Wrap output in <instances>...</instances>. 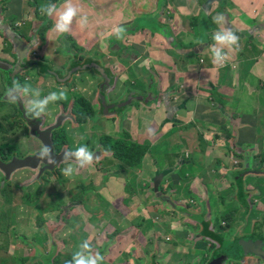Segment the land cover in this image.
I'll list each match as a JSON object with an SVG mask.
<instances>
[{
	"label": "rangeland",
	"instance_id": "rangeland-1",
	"mask_svg": "<svg viewBox=\"0 0 264 264\" xmlns=\"http://www.w3.org/2000/svg\"><path fill=\"white\" fill-rule=\"evenodd\" d=\"M94 1L99 4L102 3L98 0ZM133 1L136 2L138 0ZM148 1L151 2L152 0L138 1L145 11L143 7L137 6L136 3L131 4L128 11L135 13L138 10V12L142 13L140 17L143 15L148 17L146 12L147 5L145 4ZM215 1L219 2V0ZM227 1L235 6L231 0ZM241 1L238 0L239 9L246 11L245 8L240 6ZM244 2L246 5L249 4L248 0H244ZM233 8L237 10V7ZM112 10L115 11L114 6ZM257 12L259 13L258 10ZM258 15L254 17L255 21ZM235 16L236 14L233 15V17ZM253 24L254 22L252 21L247 28L239 29L240 31H247ZM103 27L104 24L101 23L97 35L91 40L81 43L77 37L74 38L65 34L66 40L62 48L65 53L70 50L80 53V49H85L96 61L95 66L97 68L110 69L108 74L97 71L95 76L98 80L94 77V74L89 75L85 82L95 83L97 80L95 87L97 88L98 84V88L104 86L103 88H106L109 94L112 92L113 94L119 93L120 89L116 86L117 84H121V86L126 88L121 89L117 115L114 113L112 114L113 117H110V115L106 116L108 114L106 111L105 113L101 111L102 114L101 112L99 114L96 113L97 117H95L93 115L94 112H91L88 118L90 120L86 124V121L81 123L79 126V133L81 134L78 140L74 139L70 143L72 145L67 146V150H74L77 147L75 143L88 140L90 150L94 153L96 152L97 155L95 159L98 163L96 168L102 162L105 168L108 165H114L113 169H108L112 173L107 176L119 177L123 174L128 178V184H125L127 185L125 186L121 181H118L119 183L116 184L117 188H114L115 195L112 197L113 204L111 205L103 199V188H99V191L95 189L88 193L81 191V185H87L93 180L95 181L96 175L93 174L92 180L88 181L87 184L85 178L81 175V183L79 184L80 181L75 179L76 175L71 177L61 175L60 163L57 164L55 169L51 170L52 173H47L46 176L40 174L38 169L31 168L20 169L8 177L4 176L1 178L3 180L0 179V264H65L66 261L71 259L73 252L77 250L78 245L84 240L90 242L93 253L98 251L104 257L103 264H203L202 260L205 257H208L206 261V264H208L215 254L214 251L209 252V254L206 253L210 242H213V245L210 246L213 250L222 249V244L225 243L228 249L235 251L238 249L237 244L239 242L236 238L239 239V236L242 241H255L264 246V237H260L264 234V196L262 195L264 194V180H262L264 178V162L260 158L257 162V170L254 169L255 173L251 178L253 187L247 188L249 191L248 199L250 198L253 207L251 210L249 209L250 211L242 214L237 212L235 214L248 226L250 232H253L250 233L251 235L246 232L245 234L240 229L235 234L236 230H229L233 220H228V217L223 212L221 217L226 221L214 213V207L216 208L218 204L216 202L213 204L212 198H215L220 203H228L232 190L234 191V189H230L231 182L235 184L234 180L240 177L239 175L242 174L240 171L243 172L245 168L236 169L237 171L233 175L228 174L227 179L222 181L221 179L225 177L220 178V175H222L224 169L218 170L219 165H221V159L213 162L212 165H205L207 162H204V165L195 162L191 164L185 159L192 153L190 144L186 145L183 150L176 151L177 153L174 150L169 152L167 157L162 152L160 153L158 147L163 145L165 141L163 139L159 141L161 136L159 131L165 130L164 133H168L169 131L177 130L179 120H188L183 123L188 124L190 131L195 132L200 128L201 131L207 128L210 131L213 130V123H216L220 118L221 111L227 110L231 114L232 102L239 103V105L242 103L245 106L259 105L257 104L258 99L256 96L259 91L247 99V104L244 100L240 101L245 85L243 82L239 84L240 76H236V74L243 73L240 71L239 62L237 60L234 61L237 58L236 48L232 51L225 49L228 59L223 64L217 65L212 62L209 51L210 46L214 43L212 37L215 33L212 30L209 33L210 38L207 42H202L199 33L195 32H183L182 35L184 36L170 33L160 43L162 49L168 53L167 57L169 59L160 60L157 57L153 58L154 68L151 73L154 75V79L152 80L142 74L141 70H145L143 62L133 60L132 53L128 63H122V60H118L121 57L122 49L126 45L130 46L131 44V39H128L131 36L130 33L123 34L119 45L117 42L101 38L102 33L100 34V32ZM226 27L224 25L220 30L222 31ZM163 28L165 29L164 26ZM147 30H152L153 34L157 33V27ZM237 35L239 37L242 36V34ZM243 39L240 38L239 41L244 44ZM127 40L130 41V44H128L129 41L127 43ZM152 44H154V37L143 43L144 49ZM243 44L242 48L244 51L245 45ZM2 47L3 52H6L8 46L2 43ZM105 49L106 51L104 52L103 50ZM135 49L133 45L131 51L136 53ZM157 49L159 48L156 47L155 50ZM108 53L113 56L108 55ZM103 54H105L104 57ZM143 54L148 55L146 53ZM145 55L142 56L146 57ZM103 60L107 62L105 65ZM195 61L198 63L204 61L205 65L196 66L194 65ZM150 63H152L151 58ZM123 64L125 68L120 70ZM76 66L77 69L87 67L82 61H78ZM185 70L187 71L186 77L189 79L190 76V80H196L197 75L203 70L205 71L204 73L208 74L205 80L199 82L201 92L207 93L208 96L192 99L194 104L189 102L183 104L181 101L182 94L178 93L183 89L184 78L182 76H184ZM213 70H216V72H213ZM254 70L257 71V67ZM14 73L11 70L8 72L0 69V77H3V79L6 77L10 78V85H12L14 80L16 81L17 74L14 76ZM54 73L56 74L55 71L48 70L46 78L51 79ZM43 74V70L38 72L39 76H43ZM112 74L115 78V85L108 87L109 84L106 78L108 76L111 78ZM180 75L181 81L177 82V77ZM22 76L20 79H22ZM140 77L142 78L141 82L139 81ZM214 78L218 79L215 83L222 87V96L225 99L223 101L209 100L211 97V88L209 86L215 80ZM150 85L154 86L157 93L164 94L165 101L156 100L155 95L150 99L143 96L144 100L148 101H141L140 96L137 97L135 95L139 91L144 92L150 89L154 91V88H151ZM77 90L78 94H75L71 89L67 90V99L51 103L48 106L54 104L57 111H59L62 102L68 100L70 106L67 105L66 109L70 112L74 108L75 97L78 96L75 107L80 117L84 108L83 105H79L78 100L83 97L81 96L83 91L78 88ZM93 90L96 89L94 88ZM125 91L128 93L127 98ZM237 96L238 100H234V98L237 99ZM3 99L6 100L7 98L5 99L3 95ZM25 100L27 101V98ZM4 102L0 100V108ZM157 104H161L165 108L167 107L166 104H168L172 110L157 109ZM23 105L24 103L20 105L19 102L17 105L15 104L14 109L10 110L11 114L21 113ZM154 109L160 110V112L156 113L158 116L153 114ZM249 109L244 107L242 111L246 115L257 117ZM119 111L121 112L119 113ZM8 116L10 115L7 114L4 118H0V157L11 160L10 157L14 154L16 159H24L26 155L37 151V149H27V147L21 148L23 149H20L21 151L13 149V145L15 147L21 146L25 128L20 117H18V121L14 125L13 123L9 124ZM143 116L151 118L152 127L145 129L148 125L144 123ZM107 119H111L112 130L105 129L103 125V121ZM125 122H127L126 128L128 130L124 127ZM167 124L171 125L169 129L166 128ZM18 125L23 129L24 133L20 137H18ZM203 126L207 127L202 128ZM9 128L16 134L19 145L15 142L16 140L1 137L8 132ZM52 128L54 132L57 131L56 126ZM126 132L130 136V140L127 142L129 145L136 142L138 145L147 146L144 161L135 168L126 167L120 162L113 161V152L107 150L101 143L103 139L106 141L104 143H108L110 138L122 140ZM61 133L64 134L65 132L61 130ZM203 133L205 135V131ZM226 133L229 135L228 132ZM216 135V133L208 134L206 137L207 141L216 146L220 144V148L224 150L225 148L232 149L230 154H233V156L237 154L234 151V147L231 146L232 133L228 137H225V132L219 133L220 136L218 137ZM179 137L178 134L173 132L167 138V140L171 141L169 143L171 148L177 146ZM107 138H109L108 141ZM32 139L33 135L28 131L24 139L25 143L28 144ZM10 141L11 144L9 143ZM12 149L13 153H10ZM240 153L243 155L242 152ZM257 155L260 154L258 153ZM167 158L170 160L167 168L163 170L157 169L156 175H154L153 171L151 176L150 171L153 166L156 167L155 159L165 160ZM235 159L230 163H225L231 165L232 171H234L238 163L243 162L241 156L236 155ZM109 160L111 161L109 162ZM67 164L68 162L62 165L65 168ZM213 170L216 172H213ZM177 171L179 173L183 171L184 177H182V180H185L180 188L172 179ZM205 171H209L215 178L200 179L205 174ZM157 175L159 177H156ZM164 175L165 177L167 176L165 180L163 178ZM103 176L105 174L100 177L105 178ZM180 176L182 175L180 174ZM54 177V181L57 184L49 181ZM110 180L116 181L113 178H110ZM217 181L218 183H216ZM246 185L245 181L244 183L242 182V190L247 191ZM191 186L193 189H190ZM206 186H208V191H211L208 196ZM257 193L262 195L261 200L256 198ZM155 194L156 198L154 199ZM81 198L83 199L82 202L80 201ZM68 205L72 206L68 208ZM157 206L159 207L158 210H156ZM152 207L155 208L153 209ZM226 209L228 210V208ZM210 211L212 214H210ZM146 222L149 224L150 229L143 228L144 225H147ZM213 228L216 229L213 230L215 233L214 238L210 235ZM228 231L232 233L228 234ZM241 250L243 251V248ZM240 255H243V253ZM246 258L247 256L245 260L243 259L244 261L242 260L243 262L238 263L237 257L234 255L225 264H264V259L259 256Z\"/></svg>",
	"mask_w": 264,
	"mask_h": 264
},
{
	"label": "crops",
	"instance_id": "crops-1",
	"mask_svg": "<svg viewBox=\"0 0 264 264\" xmlns=\"http://www.w3.org/2000/svg\"><path fill=\"white\" fill-rule=\"evenodd\" d=\"M102 3H96L94 0H74V3L80 8L81 14L86 15L88 17V24L84 28H80L78 24L74 21L72 25L71 31L66 34L68 36L77 37L78 41L81 43L83 41L91 40V38L95 37L99 31V26H101V23L104 24V27L102 28L100 34L102 33L101 38L105 40H111L114 42L121 44L122 38L117 39L116 36L113 34V29L115 27H123L125 29L124 33H130L131 36H129L128 39H131L130 41L127 40V43L130 44V46H127L122 49L121 51V57L118 60H122V63H128L129 58L131 57L135 61H139L140 57L142 55H145L143 53H146L148 55H145L146 57L151 58V64L152 68L144 67L145 70H141L142 74L146 75L148 79H154V75L151 73L152 69L154 68L153 58L157 57L161 59H166L167 52L162 49V46L160 45L161 41L167 38V36L171 33L174 35L179 34L182 35L183 32H195L199 33V37L202 42H207L210 38V31L212 30L213 33H216L217 31H221L220 28L224 27L226 25V28H230L232 31H234L236 34H242L239 38H244L243 42L239 41V47L236 48V56L237 58L234 61H238V65L240 68V71H242V74H239L236 76H240V80L238 81L239 84L242 82L245 85V90L242 95V98L240 101H245L247 104V99L250 98L251 95H253L255 92H258V95L256 93L258 103L259 105H252V106H245L242 103L239 105V103L232 102V111L231 114L227 110L220 112V118L216 123H213V130L202 129L201 128L198 131H190L188 129V124H184L188 120H179V125L177 130L175 129L174 134H178L179 140L178 144L175 148H171L169 146L170 140H167L168 137L171 136L173 132L169 131L168 133H164V131H159L161 136L159 138L160 140H165L163 145H159L160 153L162 152L163 155L167 157V154L169 152H172L174 150L175 153L178 150H183L186 145L190 144V148L192 150L191 155H188V158H185L187 161H189L191 164L199 163L200 165H204V162H207L205 165L209 164L212 165L215 161H221V165H219V169H224L222 175H220V178L225 177L221 179L222 181H225L228 177V174L233 175L236 169L242 168L244 169L243 172L240 171V174L238 178L234 180L235 184L231 182V188L232 193L230 195L228 203H220L215 198H212L213 204L216 202L218 206L214 207V213L221 217L222 212L225 214V216L228 217V220H233V223L230 224L229 230L233 231L236 230L234 233L236 234L240 229L245 233H252L250 232L248 226L245 225V223L236 216L235 214L237 212L243 213L246 211H250L252 206V203L250 201L249 197V191L247 188H252L253 183L251 182V178L253 177L256 167H258L257 162L259 161V158L261 161L264 162V0H248L249 4L246 5L244 0L241 1L240 6L245 8L246 11L240 10L238 6V0H231L235 6L227 1V0H152L151 2L148 1V3H145L147 5V15L148 17H140L142 14L141 12H138V10L135 11V13H132L131 11H128V8L131 4L136 3L137 6L143 7L140 2L143 0L133 1V0H98ZM260 4H259V3ZM47 3H54L58 6L63 3V0H0V69L6 66H13L16 62L19 60V52L16 50L15 46L13 45L10 36H15L19 38L22 43L23 47H26L28 45V42L31 39H36L37 45L32 50L42 52V54L45 56L43 57L45 60L49 61H55L56 65L60 67L63 64V73L59 74V77L66 75V69L69 66V59L68 55H65V57H62L61 55H56L54 53L56 48H62V45L64 44L65 35L58 36L52 31L53 24L55 22L54 17H48L46 15L41 14L40 7L43 4ZM144 4V3H142ZM113 6L115 7V11L112 10ZM233 7H237L233 8ZM144 10V7H143ZM259 11V13L257 12ZM145 11V10H144ZM107 12V13H106ZM218 14H222L224 16V23L223 24H216L213 22V18L216 17ZM236 14L235 17L233 15ZM259 14L256 17V21L254 20V17ZM254 22V24L247 30V31H240L239 28H247L248 24L250 22ZM195 25V26H194ZM165 27V29L163 28ZM153 27H157L156 32L153 34L152 29ZM186 30V31H185ZM161 32V34H160ZM100 37V36H99ZM151 37H154V44L151 46H147L146 49H144L143 43H146ZM146 40V41H145ZM133 41V43H132ZM2 43L6 44L8 46V49L6 52H3ZM242 44L245 45L244 51L242 48ZM136 48V53H133L131 51L132 46ZM159 48L155 50V48ZM144 49V51H142ZM227 49V48H226ZM229 51V49H227ZM104 52L106 51L103 50ZM232 51V50H230ZM73 52V51H72ZM25 53V52H24ZM23 53V54H24ZM64 55V54H63ZM108 55L113 56L111 53H108ZM105 54H103V57ZM138 56H140L138 58ZM150 56V57H149ZM241 56V57H240ZM169 59V58H168ZM114 60H116L114 58ZM21 64H18V68H14L18 74L23 75L22 79L17 80L20 82V84H28L33 88H39L41 90V97L46 96L50 92H58L60 90H69L70 88L63 86L64 84H60V86L56 85V81L53 78H46L45 76H39L38 73L33 72L34 69L32 68V61L30 57L26 56L24 57V60L21 61ZM113 61V60H110ZM192 61V60H191ZM202 62V63H201ZM198 63L195 61L196 66H204V61H201ZM104 65L107 63L103 60ZM114 63V62H113ZM118 63V62H116ZM201 64V65H200ZM65 65V67H64ZM118 65H121L118 63ZM237 65V67H238ZM109 66V65H108ZM120 70H124V64L121 66ZM257 67V71L254 70V68ZM109 68L104 69L102 67H98L97 71L105 72V74L109 73ZM115 72V71H113ZM133 72H135L133 70ZM203 70L201 73H199L196 77V80H190L186 77L187 71L185 70L182 76L184 78V84L183 89L181 92H178L182 97L181 101L183 104L186 102H189L190 104H194L192 102V99H198L200 97H206L208 96L207 93L201 92V86L200 81L205 80L208 77L207 73H204ZM213 72H216V70H213ZM68 73V72H67ZM201 74V75H200ZM191 75V74H190ZM133 76V75H132ZM131 76V77H132ZM215 76V75H213ZM220 76V75H219ZM218 76V79H219ZM1 78V77H0ZM21 78V76H20ZM98 80V78L96 77ZM215 79V78H214ZM213 79V80H214ZM215 79L211 84V97L209 100H225L222 96V87L218 86L215 81L218 80ZM97 80L95 83H82V84H73L75 86L74 89H71L75 92V94H78V89L82 90L83 93H85L89 97H94L96 94L97 96H109L113 103L115 105L119 104V98L121 97L120 92L121 89L126 88L125 86H121V84H117L116 86L120 89L119 93L109 94L106 90V88H97L95 87V84L97 83ZM107 83L109 84L108 87H112L115 85V78L113 77V74L111 75V78L109 76L106 78ZM238 80V79H237ZM8 81V80H6ZM139 81H142V78H139ZM181 81V75L177 77V82ZM73 83V82H72ZM4 84L2 83V80H0V100L1 102H4L0 108V118H4L5 115H14L11 114V111L14 109L15 104L19 102L20 105H23V109L26 108V100L25 98H22L20 101L16 102L15 104L10 102L8 97L6 100L3 99V94L6 93L5 91L11 86L10 83L7 85V89L4 90L3 88ZM54 86L59 87L55 88ZM151 88H154V86H151ZM262 87V88H261ZM96 90H93V89ZM261 88V90H260ZM239 91V90H238ZM152 92V89L147 90L144 92L143 96H146V98L150 99V94ZM127 93V91H125ZM120 95V96H119ZM128 96V93L126 97ZM141 101L142 97H140ZM159 101H165V97L160 94V97L158 99ZM234 100H238L234 98ZM133 101V100H132ZM155 102V101H154ZM209 102V101H207ZM63 103V102H62ZM131 103V102H130ZM202 104V103H201ZM167 107L165 108L161 104H157V109H166V110H172L168 104H166ZM107 106V105H106ZM52 108L47 109L45 113H52L58 112L57 108L54 104L51 105ZM244 107L250 108L249 110L252 111L254 114L257 115V117H251L249 115H246L242 110ZM191 108V107H190ZM108 112V107L105 108ZM11 110V111H10ZM61 110V109H60ZM59 110V111H60ZM93 110L99 111L98 105H94ZM8 111V112H7ZM145 111V110H144ZM7 112V113H6ZM121 111H119L120 113ZM160 112V110H155L154 113L155 116H158L156 113ZM26 114V112H25ZM96 114V113H95ZM110 113L106 114L108 116ZM117 115V113H115ZM252 115V116H253ZM31 117V116H26ZM110 117H113L112 113L110 114ZM24 121V118H21ZM144 123H147V128L152 127V124L150 123L151 118L143 116ZM184 122V123H183ZM127 122L124 123V127L126 128ZM103 125L105 126V129L112 130L111 125V119H107L103 121ZM171 125L167 124L166 128L169 129ZM207 126H203L202 128H205ZM128 130V128H126ZM205 131L202 134V132ZM225 132V137L230 136V133L233 135L231 138V146L234 147V151L237 152V154H230L231 150L229 149H222L220 148V144L218 146L210 144L207 140L208 134H217L216 136H220L219 133ZM229 135H227V133ZM27 132L25 131L24 139ZM32 134V133H31ZM33 135V134H32ZM202 136V137H201ZM215 136V137H216ZM35 136L33 135V138ZM198 137V138H196ZM165 138V139H164ZM22 141L21 146L25 147V141ZM158 141V142H159ZM73 142V141H72ZM175 142V141H173ZM11 144V141L9 142ZM23 150V149H22ZM242 152L243 155L240 153ZM260 155H257V154ZM241 156V159H243L242 163H238L234 171H232L231 165H227L225 163H230L235 159V156ZM176 156V155H175ZM243 156V157H242ZM14 156L11 155L10 159H12ZM167 161V162H166ZM169 159H155V165L153 166L152 170L150 171V174L152 176V172L154 171V175H156V171L163 170L167 168V165L169 163ZM101 171L100 174L96 175V179L94 181L95 186L99 187L100 189L103 188L104 194L103 199H105L106 203L113 204L112 197L115 195L114 188H117L116 184H118V181H121L124 185L128 184V178L124 176L123 174L119 177L117 176H107L111 172L108 171V169H113L114 167H104L103 162L100 164ZM174 166V165H173ZM228 166V167H227ZM255 169V170H254ZM120 172V171H119ZM124 172V171H123ZM213 172H216L213 170ZM183 171H177L174 173L172 179L173 181L179 185V188L182 185L183 181ZM239 173V172H238ZM102 174H105V178H101L100 176ZM180 174L182 176H180ZM160 175V174H159ZM205 176V177H204ZM3 172L0 170V179L3 178ZM100 177V178H98ZM150 177V176H149ZM156 177H159L158 175ZM167 177V176H166ZM165 175L163 176L164 180L166 179ZM214 179V175L211 174L209 171H205V174L200 179ZM110 178L116 179V181H111ZM259 179V178H258ZM3 180V179H1ZM264 180V178H262ZM163 181V179H162ZM244 181L247 183L246 189L247 191L242 190V182ZM218 183V181L216 182ZM127 186V185H125ZM190 189H193L192 186ZM245 189V188H244ZM208 186H206V192L207 196L209 195ZM215 192V191H214ZM262 194V192H261ZM188 195V194H187ZM264 196V194H262ZM262 195L259 193L256 194V198L261 200ZM206 196V195H205ZM111 197V199H109ZM156 198V194L154 195V199ZM153 199V200H154ZM169 202V201H168ZM228 205V206H227ZM214 206V205H213ZM169 207V205H168ZM153 209L155 207H152ZM165 208V207H164ZM228 208V210L226 209ZM159 207H156V210H158ZM250 209V210H249ZM230 212V213H229ZM210 214L211 211H210ZM222 218V217H221ZM223 219V218H222ZM226 221L225 219H223ZM147 225H144V229L149 228V224L146 222ZM163 225V224H162ZM135 227V226H134ZM161 229V228H160ZM212 231L210 234L215 235V233ZM154 231V230H150ZM228 231V234H231L232 232ZM245 233V234H246ZM251 235V234H250ZM240 239V236H239ZM225 241V240H224ZM248 242V241H247ZM213 245V242L209 243V248L207 249V252H210L212 248L210 246ZM222 250L221 253L223 255H236L235 251H231L227 248L226 244H222ZM243 252H239L238 254H242Z\"/></svg>",
	"mask_w": 264,
	"mask_h": 264
},
{
	"label": "flooded vegetation",
	"instance_id": "flooded-vegetation-1",
	"mask_svg": "<svg viewBox=\"0 0 264 264\" xmlns=\"http://www.w3.org/2000/svg\"><path fill=\"white\" fill-rule=\"evenodd\" d=\"M79 51H80V53H77V51L72 52V50H70L69 52L65 53L61 48L55 49L54 53H56V55L59 54L62 57H65V55H68V59H69V66L66 69H64V71L67 70L68 73L66 72V75L62 76L61 78L59 77V74L63 73V64L60 67H58L56 65L55 61L45 60L43 58L45 56L42 54V52H37L35 50H32L29 53L28 57H30L31 61L34 63V65L32 66V68L34 69V71H33L34 73H35V71H36V73H38L40 70H43V68L48 67L49 70H53L56 72V74L55 73L53 74L52 78L55 79L57 86H60V84H64L63 86H66L70 89H74L75 86L73 84L78 85V84L84 83L86 78H88L89 75H91V74H94V77L96 78L95 74L97 73V67L95 66L96 61L93 59V57L85 49H80ZM78 61H82L83 63H85L87 65V67L77 69L76 64ZM139 61L143 62L144 67H146L148 64L147 67L152 68V64L150 63L148 57L141 56ZM93 63H94V65H93ZM64 67H65V65H64ZM20 76H21L20 74H17L16 79L20 80ZM43 76L46 77V74H43ZM0 80H2V83L4 84L2 87L5 88L4 90H6L8 88L7 87L8 82L6 80L9 81V78L6 77L3 79V77H1ZM57 86H54V87L60 89ZM144 92L139 91L135 95L137 97L138 96L142 97V100H144V98H143ZM151 94H152V96L155 94V88H154V91L151 92ZM81 96H83L86 100V102L81 101V99L78 100L79 105H83V108H84L83 114L81 115V117L86 116L83 121L79 120V118H78L79 114L76 111V107H75L76 101L79 98L78 96L75 97L76 101L74 102L75 103L74 108H72L70 112H68L66 109L67 105L70 106V102L67 100V101H63L62 106H61V110L58 111L57 113L53 111L52 113H46L45 116L43 114L39 118L31 117V119H29V122H27V120L25 119L27 116V114H25V109H23L21 111V113L18 112L16 115H10L7 117L9 124L13 123L14 125H16V122L18 121V117L24 118L23 123H24V128H25L26 132L29 131L27 128H29L30 124H32V126L35 127V129L38 128L40 130H45V129H48L50 127H55V126L57 128V131H55V132L53 131L54 134H53V136H51V138H52L51 142H48L45 144L43 142L45 140V137H42L43 140L39 141L37 136H36L32 140H30V142L28 144H25V147H27V149L28 148L29 149L30 148L37 149V151H35L33 153L31 152V154L29 153L25 157V158H28V160H29V162H28V166H30L29 168L38 169L40 174H43V176H46L47 173H52L51 170H53L57 167V164H47L46 162L38 160L36 157V154L40 151V149L44 145H47L49 148H51L52 153L54 155H56V156L62 155V158H60V162H59L61 165L60 173L62 175L63 174L62 169L64 168L62 164L67 163V162H68V164L72 163V161H65L63 159V153L65 151H67L68 145H70V146L72 145L70 143H72V141L74 139L78 140V138L81 134V133H79L80 124L84 123L85 121H86L85 122V124H86L90 120L88 118H89V115L91 112H94L93 115L95 117H97L95 113L99 114V112H101V111H103L105 113L106 105L108 106V112L106 111L107 113H110V114L111 113L114 114L116 112L118 113L119 107H117V105H115V103H113L114 101H112L111 97H109V96H106V99L103 102H102V96H97V94L94 97H89L85 93H83ZM162 96H164V94H162ZM145 101H148V100H145ZM89 102L91 103V110L87 112L86 104ZM104 104H106V105H104ZM94 105H98V108L100 111L97 112L96 110H93ZM50 108H52V107L48 106L47 109H50ZM81 113H82V111H81ZM101 114H102V112H101ZM58 126H60V127H58ZM17 129L19 130L18 137L22 136L24 133H23V129L20 128V125H18ZM61 130H63L65 133L62 134ZM1 137H7L9 139L16 140L15 142L19 145V140L17 139L16 134L10 128H9L8 132ZM75 144H77V147L81 146V145H87V147L90 150V145H89L88 140L86 142L79 141L78 143H75ZM23 147L24 146L15 147L13 145V149H16L19 151H21L22 150L21 148H23ZM13 149L10 153H13ZM94 154H95V156H97L96 152ZM14 158H16L15 155L11 160H13ZM21 159H23V158H21ZM11 160H7V159H5V157L2 158V161L5 163H9ZM114 160L115 159L113 158V161ZM110 161L111 160H109V162ZM96 164H98V163L96 162V160H94V162L91 166L85 167L83 169H79L77 172H75L73 174V176L76 175L75 179L80 181L79 184L81 183V178H80L81 175H83V177L85 178V182L87 184L88 181L92 180L91 177L93 174L94 175L100 174L101 166L99 164L100 168L99 167L96 168ZM94 165H95V167H93ZM108 167L111 168V167H114V165H108ZM3 175L5 176L4 173H3ZM56 177H57V175H56ZM54 180H55V177L49 181L51 183L53 182L54 184H57V182H55ZM80 189L84 193H88L89 191H92V190L94 191L95 189H97V191H99V187L95 186L94 180L87 185L82 184ZM80 201L82 202L83 199L81 198ZM64 206H66V205H64ZM71 206L72 205H68V208H70ZM242 264H244V263H242Z\"/></svg>",
	"mask_w": 264,
	"mask_h": 264
},
{
	"label": "clouds",
	"instance_id": "clouds-1",
	"mask_svg": "<svg viewBox=\"0 0 264 264\" xmlns=\"http://www.w3.org/2000/svg\"><path fill=\"white\" fill-rule=\"evenodd\" d=\"M40 12L48 17H54L55 22L52 31L58 36H63L69 33L75 21L80 28H84L88 24V17L81 14L80 8L74 3V0H63L61 5L54 3L43 4L40 7ZM224 16L218 14L213 18L216 24L224 23ZM125 29L123 27H115L113 34L117 39L122 38ZM214 43L210 46L212 62L220 65L227 61L228 54L225 49L233 50L239 47V36L230 28H224L222 31H217L212 37ZM8 99L12 103L20 101L22 98H27L25 112L28 116L39 118L45 114L48 105L60 100L67 99L66 90L58 92H50L46 96L41 97V90L33 88L28 84H20L18 81H13L6 93ZM152 95V94H151ZM155 98L159 99L160 94L155 90ZM151 132V130H149ZM38 160L47 164H55L52 150L47 145H44L36 154ZM65 161H72L62 169L63 175L71 177L79 169L89 167L96 159L95 154L89 150L87 145H81L74 150H67L63 153ZM104 257L97 251L93 253L91 244L88 240H84L78 245L76 251L73 252L71 259L65 264H103Z\"/></svg>",
	"mask_w": 264,
	"mask_h": 264
},
{
	"label": "water",
	"instance_id": "water-1",
	"mask_svg": "<svg viewBox=\"0 0 264 264\" xmlns=\"http://www.w3.org/2000/svg\"><path fill=\"white\" fill-rule=\"evenodd\" d=\"M10 39H11L13 45L15 46L16 50L19 52V55H20L19 56V60H21V61L24 60L25 55L26 56L29 55V53L32 51V49L35 47V45H37V42H38V41H36V39H31L28 42V45L26 47H23V43H22V41L19 38L15 37V36H10ZM61 49L64 51L63 48H61ZM19 60L13 66H9L8 65V66L3 67L1 69L4 70V71H8V72H9V70H11V71L15 72L14 76H16V74H18V72L14 68H18V64H21V62ZM33 65H34V63L32 62V66ZM48 70H49L48 67L43 68L44 74H46V72ZM7 82L10 83V78H9V81H7ZM8 83H7V85H8ZM6 93H7V91H6ZM6 93L4 94L5 99L7 98ZM150 98H153V96L151 94H150ZM105 99H106V96H104L102 98V102L105 101ZM104 105H106V104H104ZM107 107L108 106H106V108ZM25 119L27 120V122H29V119H31V117H26ZM27 129L35 137L37 136L39 141H42L43 140L42 137H45V140L43 141L45 144L52 141L51 136H52V132L54 131L52 127L48 128V129H45V130H40L38 128L35 129V127H33L32 124H30L29 128H27ZM53 158L55 160V164H58L60 162V158H62V155L61 156H59V155L56 156V155L53 154ZM28 162H29L28 158H24V159H16V158H14L9 163H5V162L2 161V158L0 157V170L5 174V176L8 177L12 173H14L15 171H18V170L24 169V168H29L30 166H28ZM210 235H212V234H210ZM212 236H213V238L215 237V235H212ZM260 237L261 238L264 237V234H262ZM236 240H238V242H239L237 244L238 245V249L235 250V253H236L235 256L237 257V262L238 263L243 262L245 260L246 256H247V258H250L252 256L253 257L254 256H256V257L259 256L262 259H264V246L263 245L255 242V241H248L247 242L245 240L242 241V240H240L238 238H236ZM241 248H243L244 252L241 250ZM221 250L222 249L213 250L215 252V254L213 256V259L208 264H225L226 261L231 258V256H227V255L221 254ZM239 252H243V255H239L238 254ZM217 253H218V257H216ZM207 260H208V257H206V261ZM204 264H206V262Z\"/></svg>",
	"mask_w": 264,
	"mask_h": 264
},
{
	"label": "trees",
	"instance_id": "trees-1",
	"mask_svg": "<svg viewBox=\"0 0 264 264\" xmlns=\"http://www.w3.org/2000/svg\"><path fill=\"white\" fill-rule=\"evenodd\" d=\"M81 101L86 102L84 97H81ZM86 108H87V112L91 110L90 102L86 104ZM85 117L86 116L83 117L80 116L78 118L80 121H83ZM108 139L109 138H107V141ZM128 140H130V136L129 133L126 132L122 140L110 138L108 143H104L106 142L104 141V139L101 140V143L102 145H104V147L107 150L113 152V158L115 159L114 161L120 162L122 165L126 167L135 168L140 166V164L144 161L147 152V146L141 144L138 145V143L136 144V142L132 145H129L127 143ZM211 251H213V249H211ZM207 253L209 254V252ZM216 257H218V253L216 254ZM202 262L203 264L206 262V257L203 259Z\"/></svg>",
	"mask_w": 264,
	"mask_h": 264
}]
</instances>
